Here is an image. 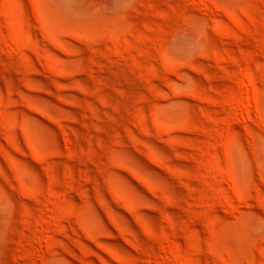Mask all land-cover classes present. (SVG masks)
Segmentation results:
<instances>
[{"label": "rangeland", "instance_id": "374dc122", "mask_svg": "<svg viewBox=\"0 0 264 264\" xmlns=\"http://www.w3.org/2000/svg\"><path fill=\"white\" fill-rule=\"evenodd\" d=\"M0 264H264V0H0Z\"/></svg>", "mask_w": 264, "mask_h": 264}]
</instances>
